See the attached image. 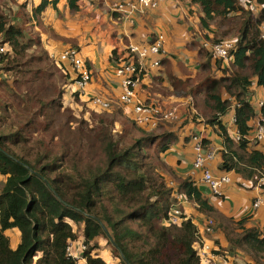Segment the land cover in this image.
<instances>
[{"label":"trees","instance_id":"trees-1","mask_svg":"<svg viewBox=\"0 0 264 264\" xmlns=\"http://www.w3.org/2000/svg\"><path fill=\"white\" fill-rule=\"evenodd\" d=\"M54 1L58 0H41L34 18L38 20ZM66 1L71 12L79 11L81 0ZM189 2L179 22L191 28L188 49L197 52L199 65L180 64L185 76L181 79L174 73L173 58L167 57L165 44V54L153 67L165 68L171 86L186 95L172 103L184 104L178 118L155 124L134 120L137 104L132 106L122 99L123 80L117 69L132 58L139 71V60L129 46L152 42L158 34L166 38L165 33H156L141 43L124 42L122 48L112 51L122 90L118 98H108L107 107L98 109L92 106L93 100L85 98L94 99L89 87L84 96L77 86L82 74L74 63L61 61L59 65L56 56L45 50L31 24L27 3L18 4L15 14L21 26L12 20L13 8L0 3V42L12 48V54L0 61V76L4 77L0 90L5 93L0 92V264H76L68 248L81 235L87 264H107L102 257L92 255L98 238L109 242L122 264H200L196 248L199 229L185 215L177 195L194 204L207 220H214V230L220 229L229 243L228 252L240 251L256 264H264L261 228L248 227L249 218L237 221L223 215L211 203L206 187L201 188L191 176H179L164 157L179 139L191 145L207 127L221 139L219 148L209 136L202 141L205 149H216L221 173H234L254 187L264 178V152L247 139L252 123L258 116L264 117V105L258 108L253 91L254 84L264 90V0ZM163 4L147 14L156 13ZM253 4L262 6L258 15L251 9ZM119 14L124 19L125 15L116 11ZM231 15L244 17L240 28L223 29L219 34L213 23L219 19L221 27ZM205 42H232L229 61L218 59L204 47ZM67 50L80 55L77 47ZM84 61L93 77L91 62ZM70 85L75 86L72 92L66 91ZM136 86L133 92L140 95L138 100L153 103L162 113L169 110L170 105L161 102L163 98L155 103L149 93L141 96L148 86ZM187 95L193 103L185 104ZM120 103L130 110L129 116ZM82 107L87 117L84 113L76 116ZM232 114L235 122L229 124ZM232 126L239 140L231 134ZM169 177L175 184L170 185ZM261 188L264 190V183ZM175 208L184 218L181 225L168 223ZM11 229L21 234L16 249L11 248L6 235Z\"/></svg>","mask_w":264,"mask_h":264},{"label":"crops","instance_id":"crops-1","mask_svg":"<svg viewBox=\"0 0 264 264\" xmlns=\"http://www.w3.org/2000/svg\"><path fill=\"white\" fill-rule=\"evenodd\" d=\"M41 0H22L21 3H27V12L31 17V24L35 27V30L40 34L41 41L43 46L49 54L54 53H61L69 48L77 47L80 50L78 41L82 39L84 36H98L100 34H106L111 37L114 42L117 41V45L120 44L118 41L120 38L124 39V42L129 43H141L144 40H148L151 36L155 35L156 33H165L166 34V51L167 57L172 56V61L174 62V73L178 75L181 79H185V76L180 71V64L184 65L185 67H194L196 68L199 65V59L197 57L196 51H190L188 49V44L191 42V28L188 26L187 23L179 22V17L181 15V11L185 16V10L182 4L178 0H172L171 2H166L165 4L161 5L160 8L156 11V13L147 14L138 18L135 16L130 20L123 19V17L119 14L116 15V6L124 0H81L79 11L78 12H71L67 6L66 0H58L51 3L48 8L43 12L38 20L35 19L33 16V12L35 7L39 4ZM178 7V8H177ZM48 13L51 21L53 20L56 23V26L49 24V26H45L43 21L44 13ZM34 22L37 24L35 25ZM175 26V27H174ZM54 43V44H53ZM178 43L182 45V49L178 47ZM53 44V45H52ZM123 45V44H122ZM179 53V55H178ZM188 53V54H187ZM91 62L93 71L96 73L100 72V67L95 63V57L91 55L88 56L86 59ZM158 72V73H157ZM157 73V74H156ZM151 76L153 78L149 79L148 82L151 83L155 81L158 84L160 89L164 91V93L157 92V89L150 88L146 90V92L141 93V96L146 95L149 93L150 96L153 97V100L158 96V98H169L173 97L176 99L184 98L185 93L178 95L176 89L171 86L169 83V79L167 77V73L165 68L162 67L161 70H153L151 71ZM152 85V83H151ZM92 90L91 88H89ZM75 90L74 85H70L66 91L72 92ZM99 92L103 94L106 98H113L116 99L121 94V85L119 82V91L117 95L113 96L108 93L107 90H100L97 88ZM93 91V90H92ZM254 96H258L259 101H264V94L263 97L260 96V92L262 91L260 88L256 87L255 84L253 85ZM183 92V91H180ZM264 92V91H263ZM69 93V92H68ZM189 96V95H187ZM186 96V97H187ZM185 97V98H186ZM192 97V96H191ZM182 100V99H181ZM71 102V99L68 100V103ZM172 103V102H171ZM126 110V111H125ZM124 112L127 116L130 115V110L125 109ZM230 116H234L233 114ZM182 122V120H181ZM253 124V123H252ZM231 126V125H230ZM207 128V127H206ZM204 129V133L206 136L212 140V144L219 148L221 144V139L212 132L210 129ZM196 131V127L190 128ZM199 129V128H198ZM169 130V129H168ZM209 132H211L209 134ZM231 134H235V127H230ZM252 145L256 146L257 148L261 149L264 152V148L257 144L256 142H251ZM180 145L184 148L191 147L188 143L183 141L180 142ZM165 161L171 164L176 170V173L185 178L186 176H191L195 180L200 177V173L193 169V161H194V153L190 160V162H186L181 155L174 156L172 154V149L169 150L165 154ZM172 160V162H170ZM220 160L217 157L211 164L210 168L215 173H220ZM181 168V170H179ZM235 176V177H234ZM3 178L0 177V181ZM236 184H244L248 186H253L250 182H245L241 177L232 175V184L228 189L235 190ZM257 187V186H256ZM256 187H252V192H254V198L252 199V204L256 201L260 194L264 197V190H259ZM229 189V190H230ZM225 196V195H224ZM217 197L208 193V198L211 200V203L214 207L221 212L223 215L233 218L235 220H241L244 218H249L248 227H255V228H262L264 225L260 223V221H252V215L249 216L248 214H242L241 208L237 215H229L226 213V209L222 210L219 209L216 205V202H221L224 198ZM184 199V198H183ZM181 207L185 213V215L189 218L193 219V222L198 226L202 225L205 221L206 217L202 216L197 210L196 206L188 200H185L181 203ZM264 207L262 205L260 208ZM258 208V209H260ZM251 208V211H256L258 209ZM251 219V220H250ZM218 226V225H217ZM11 235L13 236L14 245L16 247L17 244H20L21 241V234L19 232L20 241H17V234L14 232V229L9 230ZM8 231V233H9ZM19 231V230H18ZM208 237L204 239V241L210 246V257L212 258V264H256L250 256H247L245 253L237 251L235 253L228 252L229 243L224 235V233L218 229L214 230L212 235L207 234ZM8 238L10 239L9 235L7 234ZM211 236L214 238L211 239ZM210 238V239H209ZM11 245V242H10ZM12 248V247H11ZM13 249V248H12ZM201 264V263H200Z\"/></svg>","mask_w":264,"mask_h":264},{"label":"built area","instance_id":"built-area-1","mask_svg":"<svg viewBox=\"0 0 264 264\" xmlns=\"http://www.w3.org/2000/svg\"><path fill=\"white\" fill-rule=\"evenodd\" d=\"M169 0H124L121 3H119L115 10L119 13L124 14V19H131L135 16L142 15L145 13V11L149 9H155L158 7V5L162 3H166ZM249 0H242V2H248ZM251 9L255 11L257 9L256 4H253L251 6ZM36 25L37 23L34 22ZM263 36H264V23L261 27ZM166 44V38L163 34H158V36L155 37V39L151 42H148L147 44L143 45H137L132 44L134 47L129 46L130 51L133 54L137 55V58L140 63V69L139 71H143V63L145 61L151 62L152 66H158L159 65V57H161L162 54H165V47ZM232 42H222L219 44L211 45L208 42L204 43V47L211 49L215 56H217L218 59H223L225 62L229 61V51L233 48ZM12 54V48L11 46L6 42H0V61L2 57ZM56 58L58 59V64L60 65V62L62 61H71L74 63L75 68L78 70V74L81 73L82 75L79 76L80 79L82 76L86 75L88 72V69L86 67V62L84 59L80 57V55L75 50H67L65 52L54 53ZM123 65V64H122ZM125 65H131L130 62H126L122 68L117 69V75L122 78V87L124 91V95L122 99L126 103H131L132 100L135 97V93L133 92V89L136 86V81H139V78L137 76V79L133 80V76L136 74L138 75L137 68H130L126 67ZM83 79V78H82ZM81 88V87H80ZM82 89V88H81ZM93 99V102L95 106H98L99 108H104L108 106V103H110V100L106 97H103L101 95H97ZM182 100L184 98H181ZM137 101V99H135ZM257 104L258 108L263 107L264 101L254 100ZM186 103H193V98L191 96H188L185 99ZM146 104L141 102L140 100L137 101V105L134 107V113L135 117L134 120L138 121L140 124H148V123H157V122H164L169 121V118L173 120L175 118L174 115H170L172 112H163L162 110L157 108L155 112H152L150 110L143 111L142 107H145ZM147 109V108H145ZM146 113V115H145ZM143 120V122H141ZM235 122V116H230L228 119L229 124H233ZM254 128L253 131L247 139L250 142H256L257 144L261 145L264 148V117L258 116L257 119L254 121ZM205 133L204 128L201 129L200 134L195 136L191 142L192 150L194 152V161H193V169L200 173V177L196 179V182L200 185H204L209 193H211L214 196L222 197L225 195L226 190L228 187L232 184V175L233 173H215L211 170L210 164L217 158V152L216 149H205L203 147V139H204ZM235 138L239 140L238 135H235ZM264 183V178L260 179L258 184L256 185L259 190H262L261 186ZM253 187V186H252ZM184 198V199H183ZM177 199L179 200V205L181 206V203L187 200L184 196L177 195ZM262 205H264V197L262 194L259 195V197L256 199V201L253 204L254 209L260 208ZM184 218L182 217V213L179 209L175 208L173 209L169 214V224H177L181 225ZM214 226V227H213ZM215 228V222L214 220H205L202 225H198L199 229V238L200 241L196 245L198 254L201 258V264H212V258L210 257V246L204 241L203 236L210 234L212 235L214 233ZM262 239L264 242V225L261 228ZM72 244V243H71ZM70 244V246H71ZM70 246L68 248L69 255L76 260V264H78V258H76L70 251ZM83 258V256H82ZM84 259V258H83ZM85 260V259H84ZM86 264V262H85Z\"/></svg>","mask_w":264,"mask_h":264},{"label":"rangeland","instance_id":"rangeland-1","mask_svg":"<svg viewBox=\"0 0 264 264\" xmlns=\"http://www.w3.org/2000/svg\"><path fill=\"white\" fill-rule=\"evenodd\" d=\"M21 1L22 0H0L1 5L6 4L5 6H7V7L10 6L11 8H13L12 12L14 15L12 17V20H13V22H15V25H17V26H21V24H22V21L19 20L18 17L15 16V14L17 13V10H18V4H21ZM178 1L180 2V4L183 5L185 10L187 11L186 7H187V4L190 3L189 0H178ZM34 2H37V0H34ZM260 8H262V6L261 5L259 6V4H257V9L255 10L257 15H258ZM197 9L199 12L202 11L199 6ZM46 11H48V10H46ZM147 13H148V10L145 11L144 14L138 15V18H141L142 16L147 15ZM43 17H44L43 21H44L45 26H49V24L56 26V23H54L53 20L51 21L47 12L44 13ZM243 19H244V17L242 15H231V16L226 17V19H224L221 22V27L218 25L219 19L217 20V22L213 23L212 27L214 29L217 28L216 31L219 34H221L223 29H229V30H235L236 31L238 28H240ZM230 37H233L232 34H230ZM210 38L212 39L213 37H210ZM217 38L220 39L221 37L217 36ZM118 41H120L119 45H117V43H116L117 41L114 42V40L111 37H109V35L100 34L98 36H93V35L84 36L82 39H80L77 42L79 45V48H80V50H79L80 55L84 59H87L89 55H91L92 57H95V59H96L95 63L100 67V72L99 73L96 72L93 77H92V72L88 68V72L86 73V75L82 76L81 79L78 81L77 86L82 88L81 92L84 94V96L87 95V87H89L93 90V91L92 90L91 91L93 94L92 96H94V97L96 96L95 94L99 95V93H96V92H99L97 90V88H99L101 91L107 90L110 95H113V96L117 95V93L119 91L120 80L116 77V74H115V68H116L117 62H115V60L111 59V55H112V51L114 49H116V47H120L122 44H124V39L120 38ZM131 47H134V46L132 45ZM178 47L180 48V50L183 48L180 43H178ZM120 48H122V47H120ZM178 55H179V53H178ZM130 63H131V65H125V66L130 67V68H133V67L135 68V66L133 65V59L132 58H130ZM123 65H121L120 68H122ZM142 67H143L144 71L142 72L140 70L138 72L137 76L139 78V81H136L135 84L137 86L138 85L141 86L142 84L146 85V86H148V89L151 86V88L157 89V92L162 93L163 91L159 88L160 86L158 84H156L155 81L151 82L152 85H151V83L148 82L149 79L153 80V78L151 76V71L155 70V67L148 65L146 61L143 63ZM3 78L4 77L0 76V81L3 80ZM74 78H76V76ZM8 85L10 86L11 84L8 83ZM261 90L262 91L260 92V96L263 97L264 96L263 95L264 90L263 89H261ZM0 92L5 94L1 90H0ZM137 93H138V91H137ZM141 93H143V92H141ZM176 93L178 95H180V94H183L184 92H176ZM138 96H140V95L138 94ZM138 96H135L134 99L132 100V102H131L132 106L137 104V101L139 98ZM176 97H177V95H176ZM176 97L175 98L169 97V98H165L164 100L161 99L162 100L161 102H163L165 105H170L169 110L167 112H172L170 115L171 116L174 115L176 118H178V116L180 115L179 111L181 110L182 106H184V104L180 103L177 106L172 105V103L176 101ZM85 98L88 100H93V98H87V97H85ZM135 99H137V101ZM257 99H259V97L256 95L254 97V100H257ZM154 100H155L154 102L157 103L159 100L158 96ZM179 100H181V99H179ZM94 103L95 102H93L92 106L98 108V106H95ZM88 105H89V103H88ZM171 106H173V107H171ZM120 107L123 109V113H125L124 110L127 108V106H125V104L123 105L122 103H120ZM85 108H87L88 110H92L91 107H87L86 105H85ZM85 108L82 107V108L77 109L75 112L76 116H81L84 113L85 114L84 117H87L88 113L84 111ZM145 108H147V109H145ZM142 110L143 111L150 110L152 112H155L157 110V108L155 106H153V103H151V104H146L145 107H142ZM145 115H146V113H145ZM169 121H171V118H169ZM141 122H143V120ZM184 133L187 134V131L184 130ZM233 136H235V135L233 134ZM180 142H181V140L179 139L178 142L173 145L172 154L174 156L181 155L182 158L186 162L189 163L194 152L191 149V147H189V146H188V148L182 147L180 145ZM170 162H172V160ZM179 170H181V168ZM167 180L170 183V185L175 184V182L173 180H171L170 177ZM200 187L205 189L204 185H201ZM235 187H237V188H235V190L230 189V188H229L230 190L229 189L226 190L223 200L221 202H216L217 207L219 209H222V210L226 209L227 210L226 213H228L229 215H233V216L237 215L239 208H241L242 214L243 213L244 214L249 213V216L252 215L251 218H252L253 222L256 220L257 222L260 221V223H263L264 222V207H262L256 211H251V208H253V204H254V203L252 204V202H253L252 199L254 198V192H252V186H248V184L247 185L236 184ZM14 232L17 234V241L19 243V241H20L19 231L17 229H14ZM7 234L10 237V242H11L10 246L13 249H16L19 244H17L15 247L14 242H12L13 236L11 235V232L10 231H9V233L6 232V235ZM81 237L83 238L82 235L80 236V238ZM204 237L207 238L208 235H204L203 238ZM82 238L78 239L76 242H72V244L70 246V251L76 258H78V262H79L78 264H85V262L87 264V261L83 259L84 258L83 254L85 253L86 246H85V244H83L84 239H82ZM213 238L214 237L211 236V239H213ZM95 243H97L98 248L92 252V255L94 257H102L106 261L107 264H122L121 260L118 258V256L113 251L112 247L110 246L109 242L106 239L98 238ZM82 256H83V258H82Z\"/></svg>","mask_w":264,"mask_h":264},{"label":"water","instance_id":"water-1","mask_svg":"<svg viewBox=\"0 0 264 264\" xmlns=\"http://www.w3.org/2000/svg\"><path fill=\"white\" fill-rule=\"evenodd\" d=\"M106 233H107V235H108L109 237H111V236H110V233H109L107 230H106Z\"/></svg>","mask_w":264,"mask_h":264}]
</instances>
